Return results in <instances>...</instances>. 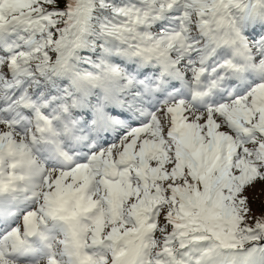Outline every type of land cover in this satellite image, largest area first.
Returning a JSON list of instances; mask_svg holds the SVG:
<instances>
[{"label": "rangeland", "instance_id": "rangeland-1", "mask_svg": "<svg viewBox=\"0 0 264 264\" xmlns=\"http://www.w3.org/2000/svg\"><path fill=\"white\" fill-rule=\"evenodd\" d=\"M92 2L0 0V264H259L264 0L119 3L113 51ZM184 230L190 257L157 241Z\"/></svg>", "mask_w": 264, "mask_h": 264}, {"label": "trees", "instance_id": "trees-1", "mask_svg": "<svg viewBox=\"0 0 264 264\" xmlns=\"http://www.w3.org/2000/svg\"><path fill=\"white\" fill-rule=\"evenodd\" d=\"M93 2L90 3V13L94 14L93 16H91V20H92V25H87L88 28V40L87 42H90L89 39L95 40L97 42L102 41V46H106V47H117V40H116V27L117 24H123V22L118 21L116 19V17L121 16V11H116L115 8H117V6H119L118 4L122 3L124 5L128 4V1L130 0H92ZM132 1V0H131ZM123 16V15H122ZM100 17V18H99ZM105 18H108L106 21L104 20ZM103 19V20H102ZM102 20V21H101ZM111 20L113 21V23H111ZM96 21H100L99 23H95ZM116 24V25H115ZM114 26V27H112ZM98 27V28H97ZM99 28H105L106 30H108L109 32H103V31H99ZM95 43H92V46H95ZM95 49L97 51H99V49H102V47L99 46H95ZM109 50V49H108ZM178 234V235H177ZM177 237H172V238H168L169 236H167V238L163 237V236H158L157 241L159 242H165V245L169 247V243L172 244H177V249L178 251H181V254L183 257H190V250L193 247V243L191 239H189L187 232L184 230L181 233L176 232ZM261 238V235H260ZM257 242V241H256ZM264 243V239L262 238V240L260 241V243ZM205 243V242H204ZM204 247H206L208 250H210V253L213 254V252L215 253V255H222L223 251H221L219 249L220 245L217 243H213L212 239L208 240V242H206L204 245H202ZM262 255H257L255 253V249L252 251L251 253V258L252 261L254 260H258L259 264H264V245H262ZM187 252V253H186ZM189 255V256H188ZM211 256V255H208ZM215 258V257H213ZM209 260L211 259L210 257L208 258ZM218 261H220L222 258H215ZM168 260H170L168 258ZM250 263V261L248 262Z\"/></svg>", "mask_w": 264, "mask_h": 264}, {"label": "bare ground", "instance_id": "bare-ground-1", "mask_svg": "<svg viewBox=\"0 0 264 264\" xmlns=\"http://www.w3.org/2000/svg\"><path fill=\"white\" fill-rule=\"evenodd\" d=\"M205 58V57H204ZM165 62V61H164ZM242 71V70H241ZM242 73V72H241ZM183 78V77H182ZM182 82V81H181ZM117 87V86H116ZM188 89V88H187ZM146 91V90H145ZM179 92H181V91H179ZM189 93V92H188ZM113 94V93H112ZM141 94V93H140ZM180 94V93H179ZM114 96V95H113ZM112 96V97H113ZM139 96V95H138ZM186 96V95H185ZM201 96V95H200ZM142 97V96H141ZM199 97V96H198ZM139 98H140V96H139ZM182 98V97H181ZM168 99V98H167ZM192 99H194V98H192ZM163 101V100H162ZM179 102V101H178ZM182 102V101H181ZM174 104V103H173ZM180 104V103H179ZM183 105V104H182ZM173 106V105H172ZM176 106H177V104H176ZM175 106V107H176ZM184 106H186V105H184ZM171 108V107H170ZM177 108V107H176ZM185 109V108H184ZM142 111V110H141ZM143 113V112H142ZM180 114V113H179ZM146 115V114H145ZM107 124V123H106ZM97 128L98 129H101L102 127H100V126H97ZM85 128H83V130H84ZM107 129L108 128H103L102 130H101V132L102 131H107ZM82 130V131H83ZM110 130V129H109ZM21 139V138H20ZM83 139H85V137H83ZM70 141L71 142H73V144L75 145V144H77V143H79L80 141H78V139L75 137V135L72 133V136H71V138H70ZM17 142V141H16ZM49 144H51L52 146H53V152H54V155L55 154H57L59 157H62V158H60V159H64V161L65 162H69L70 160H71V157H69V156H67L65 153H63V152H59L58 150H57V148H56V146H55V144L52 142L51 143V141L50 140H48L47 141ZM11 145H12V147L14 146V144L13 143H11ZM26 146V145H25ZM26 148H28V147H26ZM23 149V148H22ZM87 149H93V147L92 146H88V148ZM81 150V149H80ZM85 152H88V151H85ZM28 154V153H27ZM80 154H84V152H80ZM73 160V159H72ZM109 163V162H108ZM84 167V166H83ZM30 169H36V167H34V166H31L30 167ZM55 169V168H54ZM54 169H52V170H54ZM80 169H82V168H80ZM38 171L40 172V167L38 166ZM59 171V170H58ZM61 171V170H60ZM55 172H57V171H55ZM63 172V171H62ZM43 173V172H42ZM85 173V172H84ZM44 174V173H43ZM55 174V173H54ZM67 174V173H66ZM85 174H88V173H85ZM52 175V174H51ZM58 175L60 176V177H58V179L60 178V180H61V177H63V178H65V176L66 175H61V174H59L58 173ZM90 175H92V174H90ZM74 176V175H73ZM80 177V176H79ZM56 178H57V176H56ZM91 179H93V178H91ZM38 179H33V180H25V183L27 184V186H28V188H29V190L31 191V192H33V191H37V192H39V190H38V186H39V181H37ZM67 180V179H66ZM65 180V181H66ZM81 180V179H80ZM89 180V179H88ZM95 180V179H94ZM64 181V182H65ZM67 181H69V180H67ZM70 182V181H69ZM58 184V183H57ZM67 184V183H66ZM73 184V183H72ZM53 185V184H52ZM55 185V184H54ZM71 187V186H70ZM69 187V188H70ZM68 189V188H67ZM43 190V189H42ZM59 190V189H58ZM57 190V191H58ZM61 191V190H60ZM55 192H56V190H55ZM57 193H59V192H57ZM61 193V192H60ZM56 194V193H55ZM55 194H53L52 195V197L55 195ZM55 198V197H54ZM61 198V197H60ZM56 199V198H55ZM54 200V199H53ZM55 201V200H54ZM14 202V201H13ZM16 211V208L15 207H10L9 209H7V210H5V211H3L2 213H3V216L2 217H0V220H2L4 223H5V221H9V216H11L14 212ZM15 218V217H14ZM11 234V233H10ZM4 239V238H3ZM30 240H28V239H22L21 237H19V234H15V237H14V243L12 244V249L14 250V251H16L17 252V254H18V257H25V256H29V254H30V248L29 247H31V245H30ZM44 243H45V241H43ZM1 247V246H0ZM28 248H29V250H28ZM25 249H27L26 251H25ZM2 253V249H0V254ZM5 256L7 255V254H5V253H3ZM4 256V257H5ZM3 257V256H2ZM0 258H1V256H0ZM3 259V258H2ZM3 261V260H2ZM1 263V262H0ZM39 264H42V263H40L39 262Z\"/></svg>", "mask_w": 264, "mask_h": 264}, {"label": "water", "instance_id": "water-1", "mask_svg": "<svg viewBox=\"0 0 264 264\" xmlns=\"http://www.w3.org/2000/svg\"><path fill=\"white\" fill-rule=\"evenodd\" d=\"M111 175H112V177H116V173H115V171H112V172H111Z\"/></svg>", "mask_w": 264, "mask_h": 264}]
</instances>
